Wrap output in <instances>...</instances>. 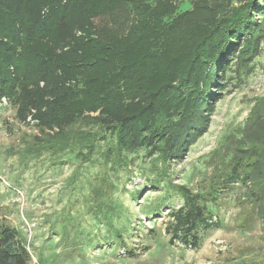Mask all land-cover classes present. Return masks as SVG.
Returning a JSON list of instances; mask_svg holds the SVG:
<instances>
[{
	"label": "trees",
	"instance_id": "1",
	"mask_svg": "<svg viewBox=\"0 0 264 264\" xmlns=\"http://www.w3.org/2000/svg\"><path fill=\"white\" fill-rule=\"evenodd\" d=\"M181 2L0 0V105L6 99L20 124L37 128L25 153L78 149L77 161L118 174L130 154L145 152L161 178L184 161L209 132L229 73L251 74L261 55L264 0H195L179 12ZM104 17L122 19L126 33L97 26ZM247 123L252 138L215 187L200 194L169 183L183 201L166 224L171 246L197 250L200 229H219L209 205L234 184L249 187L264 226V98ZM100 180L95 201L116 189L107 175ZM30 262L21 233L0 223V264Z\"/></svg>",
	"mask_w": 264,
	"mask_h": 264
},
{
	"label": "rangeland",
	"instance_id": "2",
	"mask_svg": "<svg viewBox=\"0 0 264 264\" xmlns=\"http://www.w3.org/2000/svg\"><path fill=\"white\" fill-rule=\"evenodd\" d=\"M181 1L179 12H184L195 0ZM259 20L264 30V15ZM95 23L118 36L127 31L119 18ZM228 76L233 79L216 105L209 132L163 178L157 171L160 164L156 168L145 152L130 154L131 165L118 174L111 165L77 161L78 149L59 156L29 155L24 148L38 130L20 124L16 108L3 100L0 223L16 228L26 240L29 264H264V226L249 187L242 184L232 185L209 205L220 228L200 229L197 250L179 242L171 246L166 232L170 214L183 205L169 183L208 192L227 173L229 161L241 154L242 142L252 138L247 121L264 98V41L251 74ZM102 173L116 189L95 201L93 191L101 186ZM125 249L137 250L138 257L129 258Z\"/></svg>",
	"mask_w": 264,
	"mask_h": 264
}]
</instances>
